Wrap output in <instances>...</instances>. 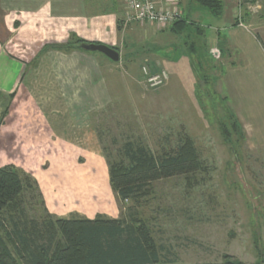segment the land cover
<instances>
[{"label":"rangeland","instance_id":"rangeland-1","mask_svg":"<svg viewBox=\"0 0 264 264\" xmlns=\"http://www.w3.org/2000/svg\"><path fill=\"white\" fill-rule=\"evenodd\" d=\"M56 1L0 0V168L31 182L29 221H50L49 212L53 219L133 215L148 224L162 262L220 263L229 255L253 264L264 257V0H239L236 9L235 22L257 41L251 60L226 39L222 19L195 0H180L181 11L209 36L218 27L224 49L204 50L196 33L127 24L123 0H70L83 1L81 18L97 24L84 39L66 18L78 14L75 7ZM55 11L63 16L56 32L47 17ZM86 38L109 42L120 62L52 48ZM187 137L200 172L154 182L145 198L119 199L107 160L126 163L128 143L162 155Z\"/></svg>","mask_w":264,"mask_h":264},{"label":"trees","instance_id":"trees-1","mask_svg":"<svg viewBox=\"0 0 264 264\" xmlns=\"http://www.w3.org/2000/svg\"><path fill=\"white\" fill-rule=\"evenodd\" d=\"M195 1L216 19L225 13L224 0ZM194 26L182 11L181 20L168 30L186 34V38L192 33L203 36L205 30ZM84 43L87 42L76 40L52 48L81 50L80 45ZM191 49L195 47L192 45ZM203 49L207 50L205 44ZM229 114V125L242 138L239 121L233 113ZM229 125L223 123L222 132L231 140ZM124 155L126 163L107 160L112 190L122 201L145 198L154 182L195 175L203 168L197 148L188 137L176 150L162 155H156L146 146L128 143ZM31 187V182L13 168H0V264H176L162 262L148 224L133 215L127 220L103 216L90 220L77 216L53 219L47 213L53 221H29L25 195ZM204 264L246 263L226 255L220 263ZM253 264H264V257Z\"/></svg>","mask_w":264,"mask_h":264},{"label":"crops","instance_id":"crops-1","mask_svg":"<svg viewBox=\"0 0 264 264\" xmlns=\"http://www.w3.org/2000/svg\"><path fill=\"white\" fill-rule=\"evenodd\" d=\"M56 2L59 3V6H56L58 8L66 6L67 8L71 9V8H73V6L75 7V11H77L78 14H76L74 16H71V17H66L67 19L72 21V23H71L72 30L74 28L75 29L74 31L77 32V34L79 33L78 35L79 36L81 35L83 38L84 37H93L94 36L93 35L94 32H91V31L97 25V24H95V21L92 20V19L81 18V17H84L83 8L85 7V5H84L83 1L81 2V1H70V0H57ZM224 2H225V13H224L223 17L221 18L222 20L220 21L222 23L223 27H224V31L223 30L222 31L223 32L226 31L227 33L229 32L227 34L226 39L230 40V42L233 41V46L235 45V48L237 50H240V49L242 50L243 49V53L245 54V56L248 58V60H251L253 54L256 51L257 41H256V39L254 37H250V34H248L249 32L247 31L246 27H244V25L242 23H239L240 20L235 22V20H237L236 18H237V14H238L236 9L239 8L240 2H239V0H224ZM54 4H55V2H54ZM54 4H52L50 6H47V4H45L41 8L42 9H47L49 11V10L53 9L51 7ZM31 12H33V11H31ZM55 13H56V11H55ZM48 16H50V21H51L50 23L53 24V25H51L50 30L54 29V32L58 31V21L62 20L63 16L60 17L59 15H57V13L56 14H50V15L48 13L47 17ZM231 22L234 23V25H232ZM31 23L35 24L34 21L32 22V20H31ZM32 24H31V26L29 28L30 33H32L33 31L37 30L36 26H34ZM25 28H26V24H25V27H24L23 30H22V28L21 29L19 28V29L22 30L23 32H25ZM235 29L236 30L238 29V30L245 31V34H240L239 35V33L235 32ZM213 30H214V34L211 35V36H209L207 32H204V34H203V44L206 45L207 50L210 49L214 53V51L215 50H219V48H223L224 49L223 41L225 40V37H222L221 30L218 27H216V28L213 27ZM44 31L46 32L48 30L46 28H41V27L38 28V32L39 33L43 34V33H45ZM25 34H26V32H25ZM238 38H240V39H238ZM209 39H211L210 43H209ZM86 40H90V41H87V43L104 44V45H107L109 47L112 46L109 42H105V41L103 42L101 40H93V39H89V38H86ZM98 41L103 42V43H97ZM258 51H259V55L258 56L263 62V63H261V65L264 67L263 51L261 52L260 48H258ZM94 189H95V192H98L96 190V188H94ZM97 189H100V191L105 193L106 191H108V186L106 187V185H102V188L98 187ZM43 194H44L45 197H47L45 192ZM94 215H95V217L97 216L96 213ZM95 217L88 218V219L94 220ZM161 260H163L162 259V255H161Z\"/></svg>","mask_w":264,"mask_h":264},{"label":"built area","instance_id":"built-area-1","mask_svg":"<svg viewBox=\"0 0 264 264\" xmlns=\"http://www.w3.org/2000/svg\"><path fill=\"white\" fill-rule=\"evenodd\" d=\"M123 5L127 24H150L163 31L182 18L180 0H123Z\"/></svg>","mask_w":264,"mask_h":264},{"label":"water","instance_id":"water-1","mask_svg":"<svg viewBox=\"0 0 264 264\" xmlns=\"http://www.w3.org/2000/svg\"><path fill=\"white\" fill-rule=\"evenodd\" d=\"M80 49L85 52L99 53L115 63L120 62V53L115 48L104 44L84 43L80 45Z\"/></svg>","mask_w":264,"mask_h":264}]
</instances>
